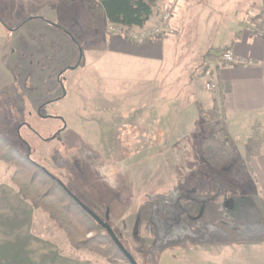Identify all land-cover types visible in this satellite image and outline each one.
Listing matches in <instances>:
<instances>
[{
	"label": "crops",
	"instance_id": "obj_1",
	"mask_svg": "<svg viewBox=\"0 0 264 264\" xmlns=\"http://www.w3.org/2000/svg\"><path fill=\"white\" fill-rule=\"evenodd\" d=\"M37 1L45 3L44 6L48 8L57 0ZM81 1L86 6V0ZM19 5L21 6L19 10H23L24 5ZM263 5L264 0H158L153 16L143 28L153 27L156 23V12L167 9L172 14L175 35L166 39H151L139 46L131 43L124 36L110 35L104 31L103 42L99 44L101 51L95 53L85 51L81 54L78 51L75 56V60L79 61L77 66L65 70L66 73L74 72L76 78L66 79L63 73L66 95L63 94L55 102L52 101L56 103L69 100L67 91L70 86L75 87L74 89H77L82 96L96 97V93L103 90L98 87V80L101 77L95 65L99 60H105L106 66H109L106 72H103L107 96L111 91L113 92L111 96L121 98L120 103L106 101L104 105L108 110V116L106 115L108 118L104 121L107 126L106 134L109 135L106 139L118 138L119 132L114 131V126L121 124L122 126L117 125L119 129L116 130L121 129L122 133H130V130L134 129L140 135V139L166 140L176 129L174 127L177 115H172L175 111H172V108L176 109L179 102L187 106L195 105L196 108L201 103L198 83L193 79V73L187 69L196 57L195 51L190 52L186 49L188 45L196 46L200 44L201 39L213 42L219 35L225 36L227 44L223 49H219V52H231L239 59L254 63L253 65H222L216 62L213 71L212 76L218 85V90L212 107L209 106L207 110L211 109L209 111L220 115L227 143L237 151V160L228 173V180L222 179L220 184L217 183L216 191L223 190L220 199L211 198L210 188L205 187L203 193L199 190L201 195L198 197L202 199L192 198L191 201L183 202V207L191 206L192 214L187 213L181 217L187 222V227L191 225L198 229V233L185 232V235L188 237L195 235L202 240L193 239L190 243L182 245L184 246L182 249L189 253L201 251L202 264H220L227 253L234 251L256 252L264 257L262 254L264 253V37L248 36L243 30L247 22L259 19ZM2 8L3 6L0 9ZM46 10L48 9H44V12L39 11L44 14L38 15L36 20L30 22H41L48 26V30L51 26L45 22L49 20L45 18L48 15ZM8 21L4 19L2 22L0 19V31ZM103 21L105 29L109 23L107 19ZM89 22L94 27H98L91 23L90 17ZM227 27H238V30L229 32L226 30ZM65 31L75 43L76 41L79 43L75 36ZM36 32L44 37L40 31ZM210 56L212 59L216 57L211 52ZM39 58L34 67L28 65L29 73L23 75L22 72H18V69H21L18 64L10 65L15 69V72L11 73L6 67V64H9L7 59L4 55H0V86L1 84L12 86L16 82L14 78L18 75L16 78L20 84L17 85L30 91L28 93L30 95L33 93L35 74L39 72L42 76L45 73L42 84L48 87L50 72L49 68L46 69V65L49 55L44 54ZM4 61L7 63L5 64ZM90 99L96 102L94 98ZM52 103L48 101L47 107ZM30 106L32 107L31 102ZM43 107V105L39 107L37 115ZM99 107L101 104L90 103L87 112L90 114L78 112V115H81L79 119L72 120L75 125L73 130L83 134L80 135L81 138L102 137L103 131L99 127L101 122L97 120L98 114H101L97 112ZM29 114L32 115L31 112ZM88 116L89 118L94 116L96 120H86ZM41 117L49 119L50 116L44 117L41 114ZM57 119L65 124L61 134L65 133L67 127L64 117L58 115ZM95 179L96 183L90 184L88 188L93 189L95 197L102 198L103 181L96 176ZM238 188L241 191L237 190ZM234 192L235 194H232ZM240 193L246 197L237 196ZM248 198L251 213L243 212L241 207L242 199ZM237 203H240L238 204L240 212L235 213ZM115 205L117 206L113 208L112 213L120 208L129 216L130 208L119 206L117 203ZM134 219L137 224L139 208H135ZM226 220L232 221L230 228L223 225ZM192 221L196 223L193 224ZM178 233L180 232L176 234ZM210 250L212 253L217 251L218 254L215 256L209 252ZM196 257L199 261L200 258ZM0 264L99 263L90 257L83 259L81 251L71 248L64 233L53 225L48 215L35 211L32 204L23 200L18 190L9 182H0Z\"/></svg>",
	"mask_w": 264,
	"mask_h": 264
},
{
	"label": "rangeland",
	"instance_id": "obj_2",
	"mask_svg": "<svg viewBox=\"0 0 264 264\" xmlns=\"http://www.w3.org/2000/svg\"><path fill=\"white\" fill-rule=\"evenodd\" d=\"M36 1L0 0V8L3 6V11L0 9L2 16L0 19L2 22L4 19L9 20L1 27L0 55H4L7 59L9 64H6V61L4 63L11 73H14L15 69L10 65L18 64L21 67L18 72L26 75L30 70L28 65L34 67L36 60L40 59L39 56L48 54L46 69L49 68L50 85L47 87L42 84L45 73L42 76L39 72L35 74L33 93L30 95L28 94L30 91L17 85L20 84L16 78L18 75L14 76L16 82L12 86L1 84L0 135L21 153L28 154L32 161L58 178L104 222L109 211L108 224L138 264H202L201 251L189 253L182 249L184 247L182 245L190 243L193 239L202 240V238L185 235V232L198 233V229L191 225L187 227L188 224L181 215L192 214L191 206H188L189 209L185 208L183 202L191 201L192 198L202 199L198 196L205 191V187L210 188V192L214 189L210 194L211 198L220 199L223 190L216 191L215 185L220 184L222 179L228 180V173L233 167L226 171H213L205 164L198 152L200 143L210 135L215 125L220 124L224 132L220 115L217 112L212 113L209 111L211 109L207 110V108L212 107L213 100L216 99L217 91L208 86L215 84L213 71L217 63H220L221 55L225 53L218 50L224 48L227 38L219 35L213 42L201 39L200 44L188 45L186 48L190 52L195 51L196 57L187 69L193 73V79L198 83L201 103L197 106L203 116L195 105L187 106L179 102L176 109L172 108V111L175 110L172 115L176 114L177 120L175 132L173 131L169 139H140V135L134 129H131L130 133H122L121 129L116 130L119 129L118 124L114 126V131L119 132V137L106 139L109 135L106 134L107 126L104 121L108 118V110L104 105L106 101L120 103L121 98L111 96L113 93L111 91L107 96L103 72H106L109 66H106L105 60H99L95 65L101 77L98 80V87L103 90L96 93V97L82 96L77 89H74L75 87L70 86L67 91L69 100L56 103L51 101L57 100L62 95L58 85L59 75L65 73L66 79L76 78L74 72L66 73L65 70L77 66L79 61L75 60V56L78 51L79 54L85 51L99 52L101 51L99 44L103 42V32L116 34L108 31L109 24L104 29L103 20L99 21L98 27L90 24L87 6L81 0H57L48 8L44 6L45 3ZM19 4L24 5L23 10H19ZM44 9H48L45 18L49 19L45 22H54L67 30L79 40V43L77 41L75 43L71 36L52 27L47 30L48 26L41 22H30L36 20L38 15L44 14L42 13ZM31 10L35 12L31 13ZM6 14L10 15L9 19ZM237 28L227 27L226 30L235 32ZM37 30L44 37L39 36ZM210 52L216 56L214 59L211 58ZM72 83L74 84L73 81ZM90 98H94L96 102ZM48 101L52 103L49 107L46 104ZM90 103L101 104L97 109V112H101L97 120L101 122L99 127L103 131L100 139L81 138L80 135L83 134L73 130L75 125L72 120L79 119L82 112L90 114L87 113ZM41 105L44 106L41 114L49 115V119L37 115ZM58 115L63 116L66 121L67 131L62 134L60 133L65 124L57 119ZM87 119H95V117L88 116ZM55 136L56 138L53 139ZM15 171V165L0 160V182H9L13 185L11 178ZM95 176L103 181L102 198L95 197L93 189L88 188L90 184L96 183ZM13 186L17 189L15 185ZM237 190L241 191L239 188ZM237 196L246 197L243 193ZM242 200V211L251 213L249 198ZM115 203L130 208L129 216L120 208L112 213L113 208L117 206ZM238 204L240 203L235 205L237 210L235 213L240 212ZM135 208H139L137 224L134 219ZM231 223L232 221L226 220L223 225L230 228ZM53 225L55 226L54 223ZM177 232L180 233L176 234ZM80 251L83 259L90 257L99 264H112L106 258L89 250ZM209 252L215 256L218 254L217 251ZM259 254L229 252L220 264H264V257ZM196 256L200 258L199 261ZM117 260L118 264H127L122 258Z\"/></svg>",
	"mask_w": 264,
	"mask_h": 264
},
{
	"label": "trees",
	"instance_id": "obj_3",
	"mask_svg": "<svg viewBox=\"0 0 264 264\" xmlns=\"http://www.w3.org/2000/svg\"><path fill=\"white\" fill-rule=\"evenodd\" d=\"M157 2L158 0H86L85 3L90 21L94 25L98 26L100 20L107 19L109 24L127 28L129 31L134 27L141 28L150 21ZM48 23L54 30L69 36L60 26L51 21ZM198 110L203 116L201 109ZM198 152L205 164L218 172L230 169L237 159V151L227 143L220 124L215 125L210 135L202 140ZM0 160L15 165L16 171L11 182L17 187L19 196L30 202L35 211L48 215L55 227L66 235L73 250H89L112 264H118L119 258L130 264L107 231L77 203L75 194L1 135Z\"/></svg>",
	"mask_w": 264,
	"mask_h": 264
},
{
	"label": "built area",
	"instance_id": "obj_4",
	"mask_svg": "<svg viewBox=\"0 0 264 264\" xmlns=\"http://www.w3.org/2000/svg\"><path fill=\"white\" fill-rule=\"evenodd\" d=\"M243 30L248 36L256 35L258 37H264V5L262 15L259 17V19L247 22ZM108 31L112 34L124 36L131 43L139 46L146 44L151 39H166L176 34V30L172 26V14L170 10L167 9L158 10L156 12V23L151 28L134 27L128 31L127 28L109 24ZM220 61L230 65L254 64L252 61L237 58L231 52L223 53L221 55ZM208 87L215 91L218 90V85L216 83L209 85Z\"/></svg>",
	"mask_w": 264,
	"mask_h": 264
},
{
	"label": "water",
	"instance_id": "obj_5",
	"mask_svg": "<svg viewBox=\"0 0 264 264\" xmlns=\"http://www.w3.org/2000/svg\"><path fill=\"white\" fill-rule=\"evenodd\" d=\"M66 95V93L64 94ZM55 137H53V139H55ZM67 192H69L71 194V192L67 189ZM76 201L79 205H81V207L83 209H85L98 223L99 225L105 229L107 231V233L109 234V236L112 238L113 242L115 243V245L119 248V250L123 253V255L127 258V260L129 261L130 264H138L135 259L131 256V254L128 252V250L124 247V245L122 244V242L120 241V239L117 237V235L115 234V232L113 231V229L110 227V225L108 224V220H109V211H107L106 213V220L105 222L103 220H101L99 218V216H97V214H95L93 211H91L87 206H85L78 198H76Z\"/></svg>",
	"mask_w": 264,
	"mask_h": 264
},
{
	"label": "flooded vegetation",
	"instance_id": "obj_6",
	"mask_svg": "<svg viewBox=\"0 0 264 264\" xmlns=\"http://www.w3.org/2000/svg\"><path fill=\"white\" fill-rule=\"evenodd\" d=\"M64 80H65V78H63V76H60L59 75V78H58V85H59V87H60V90H61V92H62V95L64 94ZM61 95V96H62ZM60 96V97H61ZM60 97H58L57 99H59ZM56 101V100H55ZM54 101V102H55ZM52 102V101H51ZM44 108V107H43ZM43 108L40 110V112H38V115H40V117H41V111H43ZM45 117V116H44ZM62 132V131H61ZM61 134V133H60Z\"/></svg>",
	"mask_w": 264,
	"mask_h": 264
}]
</instances>
